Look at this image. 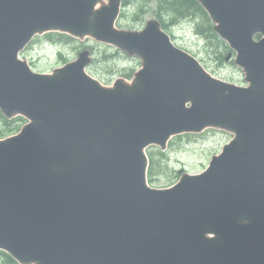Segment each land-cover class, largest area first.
Returning a JSON list of instances; mask_svg holds the SVG:
<instances>
[{
    "label": "water",
    "instance_id": "obj_1",
    "mask_svg": "<svg viewBox=\"0 0 264 264\" xmlns=\"http://www.w3.org/2000/svg\"><path fill=\"white\" fill-rule=\"evenodd\" d=\"M197 1L249 86L213 77L157 20L117 29L120 0H0V111L30 121L0 140V250L19 264H264V0ZM49 32L142 69L106 87L83 51L36 73L19 54ZM207 128L234 134L209 168L149 186L145 150Z\"/></svg>",
    "mask_w": 264,
    "mask_h": 264
},
{
    "label": "rangeland",
    "instance_id": "obj_2",
    "mask_svg": "<svg viewBox=\"0 0 264 264\" xmlns=\"http://www.w3.org/2000/svg\"><path fill=\"white\" fill-rule=\"evenodd\" d=\"M131 2L132 0H128L124 5L126 7L123 8V12L125 10L126 16L121 19L122 26H118L119 29L139 31L144 29L148 21L157 19L154 13L150 12L142 22L127 26L134 23ZM166 32L177 47L194 55L214 77L241 86L247 85L244 71L235 63L234 59L225 61L224 57L230 50L224 41L225 44H220V46L227 50L224 49V55L221 57L218 53L221 47L216 46L215 42L212 44L195 35L194 27L189 21H183ZM61 38L53 41L47 35L36 36L21 53V59L28 62L35 72L51 73L54 69L63 67L65 62L76 60L81 52L88 51L92 61L87 67V72L106 86H112L119 79L130 83L142 68L143 62L139 56L130 55L112 45L98 42L92 38L77 39L68 35ZM60 52L63 56H60ZM25 123L20 129L24 127ZM16 133L17 131L11 135ZM233 137L227 131L208 129L200 134L173 137L165 151H162L158 146L149 147L147 149L149 159H153L159 164L157 176L151 186L156 189L169 188L186 173L199 174L203 172L209 166L212 157L220 154L223 147Z\"/></svg>",
    "mask_w": 264,
    "mask_h": 264
},
{
    "label": "trees",
    "instance_id": "obj_3",
    "mask_svg": "<svg viewBox=\"0 0 264 264\" xmlns=\"http://www.w3.org/2000/svg\"><path fill=\"white\" fill-rule=\"evenodd\" d=\"M123 1L124 5H126L128 2V0ZM131 3L134 23L128 24L127 26H132L133 24L140 21L142 22L148 13L153 12L156 18L160 21L164 30L168 31L171 27H175L183 21H189V23L193 25L196 35L200 36L205 41L212 44L215 42L216 46L225 44L216 34L211 19L197 0H132ZM125 16L126 13L124 10V12H122L121 19H123ZM119 24L122 26V20H120ZM47 37L54 41L57 38L62 39L61 37L65 36L51 33L48 34ZM224 49L227 50L226 48L222 47L218 50V53L221 57L224 55ZM24 122L25 120L22 117L8 120L0 112V139L6 138L18 131ZM158 169V162L152 159L149 168V177L151 183H153L155 176H157ZM0 264L18 263L8 254L0 251Z\"/></svg>",
    "mask_w": 264,
    "mask_h": 264
}]
</instances>
